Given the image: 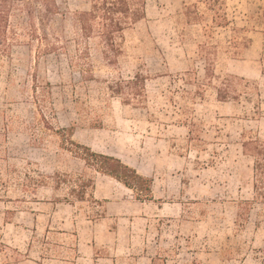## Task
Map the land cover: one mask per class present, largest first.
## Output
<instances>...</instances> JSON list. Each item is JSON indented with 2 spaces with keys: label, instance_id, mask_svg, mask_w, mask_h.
<instances>
[{
  "label": "rangeland",
  "instance_id": "374dc122",
  "mask_svg": "<svg viewBox=\"0 0 264 264\" xmlns=\"http://www.w3.org/2000/svg\"><path fill=\"white\" fill-rule=\"evenodd\" d=\"M56 1L48 33L71 38L72 12L88 3ZM222 1L230 24L214 29L211 80L203 27L185 21L184 0H146L119 66L96 57L91 81L36 42L0 59V262L59 264L93 241L109 258L96 264H264V184L242 147L264 141V0ZM136 72L146 97L124 104L108 86ZM69 127L73 141L150 177L153 201L86 168L52 129ZM77 174L93 179L94 199L71 196Z\"/></svg>",
  "mask_w": 264,
  "mask_h": 264
},
{
  "label": "trees",
  "instance_id": "16d2710c",
  "mask_svg": "<svg viewBox=\"0 0 264 264\" xmlns=\"http://www.w3.org/2000/svg\"><path fill=\"white\" fill-rule=\"evenodd\" d=\"M88 8L72 12L73 36L65 32L49 34L51 23L60 14L56 0H0V59L8 57L15 44L37 43L38 53L50 54L62 52L67 56L68 65L76 70L84 80H94L95 58L99 57L106 65L117 68L123 54L125 32L133 25L146 18V0H86ZM182 14L190 25H202L206 37L200 48L206 60L204 73L208 80L214 74V29L226 28L230 20L222 0H184ZM237 30L232 28V31ZM250 42L244 38L242 44ZM239 43V44H240ZM146 78L139 72L122 78L118 77L108 86L115 96L122 97L124 104L132 99H145ZM44 93L50 94L47 83ZM38 102L37 87H33ZM231 87L221 82L217 89L220 100H227ZM44 123L46 117L42 114ZM47 127V126H46ZM53 131L60 135L63 143L73 156L80 159L86 168L113 178L134 193L137 201H153L152 179L136 171L120 158L98 153L89 146L72 140L74 128H58ZM74 147V150L72 149ZM243 151L254 157V168L264 184V141L249 138L242 142ZM70 181V194L84 201L86 194L94 199L92 189L94 181L84 174L74 175ZM257 183V182H256ZM257 187V184H255Z\"/></svg>",
  "mask_w": 264,
  "mask_h": 264
},
{
  "label": "crops",
  "instance_id": "0c3cea01",
  "mask_svg": "<svg viewBox=\"0 0 264 264\" xmlns=\"http://www.w3.org/2000/svg\"><path fill=\"white\" fill-rule=\"evenodd\" d=\"M78 235V233L76 232ZM95 241V240H94ZM80 245V244H79ZM77 244V248L73 249V255L68 257H62L59 264H96L98 260L109 261V258H101L95 254V243L90 242V245L86 243L85 249L80 248ZM111 261H113L111 259ZM0 264H46L41 263L35 260H30V258L25 257L19 260L11 261V262H0Z\"/></svg>",
  "mask_w": 264,
  "mask_h": 264
}]
</instances>
